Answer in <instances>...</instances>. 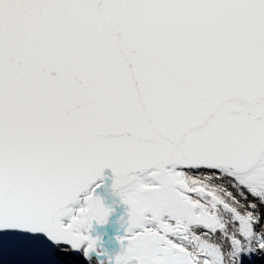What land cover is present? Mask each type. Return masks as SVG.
<instances>
[{"label": "snow or ice", "instance_id": "obj_1", "mask_svg": "<svg viewBox=\"0 0 264 264\" xmlns=\"http://www.w3.org/2000/svg\"><path fill=\"white\" fill-rule=\"evenodd\" d=\"M106 168L114 264H264V0H0V264H97Z\"/></svg>", "mask_w": 264, "mask_h": 264}, {"label": "water", "instance_id": "obj_2", "mask_svg": "<svg viewBox=\"0 0 264 264\" xmlns=\"http://www.w3.org/2000/svg\"><path fill=\"white\" fill-rule=\"evenodd\" d=\"M114 183V174L110 168L103 171L102 181L95 188L94 195L99 196L105 207L111 209L106 223L99 224L93 221L89 234L97 239L98 250L103 253L99 255L97 263L104 262L111 258L114 264V258L120 254L123 246L120 237L125 235L127 229V221L129 219V206L121 201V198L112 188Z\"/></svg>", "mask_w": 264, "mask_h": 264}, {"label": "trees", "instance_id": "obj_3", "mask_svg": "<svg viewBox=\"0 0 264 264\" xmlns=\"http://www.w3.org/2000/svg\"><path fill=\"white\" fill-rule=\"evenodd\" d=\"M98 264V263H97Z\"/></svg>", "mask_w": 264, "mask_h": 264}]
</instances>
